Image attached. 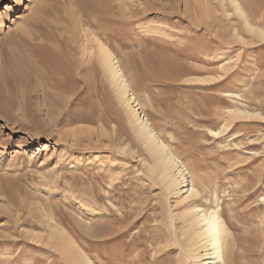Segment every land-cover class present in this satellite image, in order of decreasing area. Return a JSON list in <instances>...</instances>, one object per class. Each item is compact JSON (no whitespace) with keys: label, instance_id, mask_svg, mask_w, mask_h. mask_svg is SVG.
Returning a JSON list of instances; mask_svg holds the SVG:
<instances>
[{"label":"rangeland","instance_id":"obj_1","mask_svg":"<svg viewBox=\"0 0 264 264\" xmlns=\"http://www.w3.org/2000/svg\"><path fill=\"white\" fill-rule=\"evenodd\" d=\"M237 1L264 30V0ZM99 6L100 26L83 22L76 52L82 34L111 48L142 114L186 165L194 201L206 213L218 205L228 264H264V38L230 0H0V264H191L184 206L150 172L113 88L101 75L89 86L86 71L79 100L47 88L35 51L55 46L43 37H54L49 19ZM237 107L259 115L233 118Z\"/></svg>","mask_w":264,"mask_h":264},{"label":"bare ground","instance_id":"obj_2","mask_svg":"<svg viewBox=\"0 0 264 264\" xmlns=\"http://www.w3.org/2000/svg\"><path fill=\"white\" fill-rule=\"evenodd\" d=\"M230 3L233 5L236 14L241 18L244 28L248 32L260 38H264V30L250 23L239 1L230 0ZM19 7H23V4H20ZM52 7L53 6L50 7V4H46L43 8L41 7L42 17L44 15L46 18L47 12L55 10L54 7L53 9ZM47 9L48 11H46ZM98 13H104L103 7H94L90 9L89 12L86 11L83 14H81L79 10L73 9L69 11V17L67 15V17L70 18V23L65 20L63 21V18L61 21L60 19H49L50 23L47 24H51V28L55 30L53 34L54 37L46 34H43V37L50 42L52 41L55 46L39 47L35 51L41 58V65L44 67V73H46L45 77L48 90L52 89L51 91L54 90L56 92L69 91L71 92L73 100H79L81 97L88 95L87 90H81L76 86L80 80L83 81L82 78L86 72L88 75H86L87 80L84 79V82L86 80L87 84H90L89 86L95 87L98 82L100 80L103 81V79L108 82V85L113 88L112 90L115 97L127 116L131 128L142 140L146 151L152 159V164L149 166L150 172L163 183L165 189H172L177 195L178 202L182 203L184 206L180 215L182 217V223L184 224L182 231V235L184 236V249L188 252L189 262L191 264H228L225 257L227 250V235L224 225L218 215V205L210 212L206 213L204 208L194 201V198L198 194V189L194 186L186 165L177 158L168 145L160 139L148 119L142 114L140 103L133 94L128 79L120 67L119 60L111 48H109L107 44L97 42V47L94 48L96 49L94 51L92 44H87V34L83 35L82 28L85 22L89 25L91 24L98 27L97 25L102 21L101 18L97 16ZM84 17L86 19H84ZM81 33H83L81 39L83 43H85H81L83 46L78 53L76 52L74 44L77 45L76 42H78V36ZM100 75L103 79H101ZM46 92L42 89L43 95H41L44 99L50 96V94ZM1 96L0 89V98ZM230 96L233 99L237 98L235 93H230ZM51 108V106L49 108L47 107L49 111H53ZM64 109L66 110V108ZM228 114L233 118L254 117L259 115L254 111L239 107L228 109ZM210 131L212 133H217L213 130ZM262 200L264 201V194L262 195ZM86 212L94 216L92 210ZM58 236L60 240H64L65 247L71 249L77 248L72 239H69V236H67V238L65 235H62V233ZM81 258L83 264H92L86 256L82 255Z\"/></svg>","mask_w":264,"mask_h":264},{"label":"snow or ice","instance_id":"obj_3","mask_svg":"<svg viewBox=\"0 0 264 264\" xmlns=\"http://www.w3.org/2000/svg\"><path fill=\"white\" fill-rule=\"evenodd\" d=\"M215 135V133H213Z\"/></svg>","mask_w":264,"mask_h":264}]
</instances>
